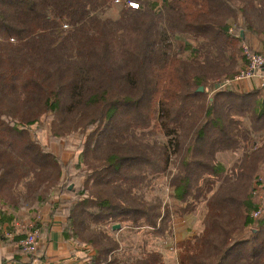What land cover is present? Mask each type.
Here are the masks:
<instances>
[{
    "label": "trees",
    "instance_id": "trees-1",
    "mask_svg": "<svg viewBox=\"0 0 264 264\" xmlns=\"http://www.w3.org/2000/svg\"><path fill=\"white\" fill-rule=\"evenodd\" d=\"M119 1L0 0V226L60 205L65 239L92 248L90 264H166L155 244L203 204L178 264H264V139L252 140L264 87L198 91L244 69V47L264 52V0ZM48 117L60 137H86L67 202L66 166L36 135ZM160 177L168 202L142 193ZM115 224L145 230L154 249L115 257Z\"/></svg>",
    "mask_w": 264,
    "mask_h": 264
},
{
    "label": "crops",
    "instance_id": "crops-1",
    "mask_svg": "<svg viewBox=\"0 0 264 264\" xmlns=\"http://www.w3.org/2000/svg\"><path fill=\"white\" fill-rule=\"evenodd\" d=\"M263 50L264 49H262V51ZM257 88H259L257 80L243 82L239 86H235V90L242 92ZM52 201L56 203L57 199H52ZM200 206H202L200 211L202 217L204 213V205H199L198 208ZM50 209L55 213L51 214ZM39 210L40 211L37 213L22 210L16 214V220L11 222L9 226H6L5 224L2 227L0 226V264H90L89 260L94 255V250L88 246H78L65 239L63 227L66 218L60 213V205L57 208H50L47 206L46 208ZM184 219L175 218L172 222V239H174L172 245L174 252L172 251L171 253L168 251V249H172L169 248V246L168 248L165 247L164 249L159 250L166 264H178L175 249L176 243L192 237L201 230L200 225L198 231H195L194 233L192 231L189 232L187 230L188 226H184V224L186 225ZM181 220H183V224L180 222ZM32 225L38 227L40 231V239L37 251L34 254L29 255L23 252L19 247L18 242L23 237V230H26ZM108 227L109 226L106 228ZM124 229H126V227L120 226L118 230H112V226H110V230L113 231L110 235L114 237L120 245V249L116 251L115 257L121 259L130 256L128 251L122 248L121 242L118 239ZM150 244V249H154L155 246H153V242Z\"/></svg>",
    "mask_w": 264,
    "mask_h": 264
},
{
    "label": "rangeland",
    "instance_id": "rangeland-1",
    "mask_svg": "<svg viewBox=\"0 0 264 264\" xmlns=\"http://www.w3.org/2000/svg\"><path fill=\"white\" fill-rule=\"evenodd\" d=\"M146 1H152V0H146ZM119 4L120 2L116 3V5H119ZM181 42L182 41L180 40H178V43L174 41V45L176 44L175 46H181ZM256 53H261V52H256ZM221 81L215 82L214 84H211L207 86L206 88H204L203 91L205 92V94L208 95L214 92L216 90L214 88L215 85H218L219 83H221ZM240 84L241 83L236 84V85L239 86ZM236 85H233L228 90H235ZM219 88H225V87H219ZM244 121L247 123L246 119ZM35 129H37L36 135H37V138L40 144L43 146H46L49 150L53 151L58 156L61 164L66 166V168L64 169L65 170L64 180H63V183L60 184V187L63 190L62 192L63 194L61 197H63L64 200L60 197V202H63V201L67 202L69 199V195L66 194V190L74 189L75 191L76 189L79 188V185H81V182H82V178L80 177L82 174V171L75 169L74 163L76 162L78 154L83 148V143L86 137L84 134L78 131L75 133L67 134L65 137H60V133L58 135L56 130L52 129V124H51V120L49 119V117L47 119H44L41 126L36 127ZM92 129H93L92 126L89 127L88 129H86V133H89V131ZM263 139H264V136L261 133H256L252 137V140L256 142L257 146L258 144L261 143ZM158 141L166 142L167 139L160 136L158 138ZM241 153H242V150H239L235 153L221 154L219 155V160L226 168H229L233 163L237 161V159L241 156ZM263 175L259 179L261 180V182L256 185V189L260 191L259 197L264 196V176ZM253 184L255 187V183ZM142 193L148 200L152 199L154 196H158V197H161L164 201L168 202L169 201L168 195H170V189L167 186V181L165 177H160L159 179H156L152 183L151 187L144 188ZM54 198L55 197L52 196L51 199H54ZM201 207L202 206H200L198 210L194 212L193 215L186 217L184 219V221L186 222V225L184 224V226H188L187 230L189 232L192 231L194 233L195 231H198V229L200 228V225H201L200 223H201V218H202L201 213H200ZM38 211L40 210L38 209L36 212ZM180 222H182V224L184 223L183 220H181ZM112 232L113 231L110 230V233ZM149 238L150 237L146 235L145 230H130L128 228L124 229L123 233H121L118 237V239L121 242L122 248L127 250L130 255L127 258H130V259L137 258L140 255V249L144 241L146 242L147 249H150L151 239ZM173 240L174 239H171L168 242L163 243L162 245L155 244V246L158 250H162L165 247L168 248L169 246V248H172V249L171 250L168 249V251L172 253V251L174 252V248L172 245Z\"/></svg>",
    "mask_w": 264,
    "mask_h": 264
},
{
    "label": "built area",
    "instance_id": "built-area-1",
    "mask_svg": "<svg viewBox=\"0 0 264 264\" xmlns=\"http://www.w3.org/2000/svg\"><path fill=\"white\" fill-rule=\"evenodd\" d=\"M115 2L119 3L120 1L115 0ZM124 4L126 8L136 9L138 7V3L135 1L128 0ZM244 54L247 61V66L236 73L231 79L224 80L219 83L221 84V87L229 89L233 85L251 80H257L259 88L264 87V52L252 53L246 47H244ZM23 232V237L19 240L18 245L23 250V252L32 255L38 249L40 231L38 227L32 225L26 230H23Z\"/></svg>",
    "mask_w": 264,
    "mask_h": 264
},
{
    "label": "water",
    "instance_id": "water-1",
    "mask_svg": "<svg viewBox=\"0 0 264 264\" xmlns=\"http://www.w3.org/2000/svg\"><path fill=\"white\" fill-rule=\"evenodd\" d=\"M219 87H221V84L215 85L214 88L218 89ZM203 90H204V87H199L198 88L199 92H203ZM119 228H120V226L118 224H115V225L112 226V230H118Z\"/></svg>",
    "mask_w": 264,
    "mask_h": 264
}]
</instances>
